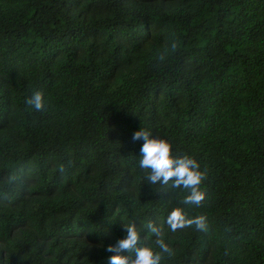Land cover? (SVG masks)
I'll list each match as a JSON object with an SVG mask.
<instances>
[{"label": "trees", "instance_id": "obj_1", "mask_svg": "<svg viewBox=\"0 0 264 264\" xmlns=\"http://www.w3.org/2000/svg\"><path fill=\"white\" fill-rule=\"evenodd\" d=\"M143 128L207 169L208 234L168 229ZM146 220L162 264H264V0H0V264H109Z\"/></svg>", "mask_w": 264, "mask_h": 264}, {"label": "clouds", "instance_id": "obj_2", "mask_svg": "<svg viewBox=\"0 0 264 264\" xmlns=\"http://www.w3.org/2000/svg\"><path fill=\"white\" fill-rule=\"evenodd\" d=\"M178 38L173 35L170 45L166 44L158 53V63L165 62L178 52ZM27 106L37 112L45 109L44 94L35 91L26 101ZM133 142L142 141L139 156V167L145 171V179L152 186L159 184L161 188L183 189L187 194L179 199L166 218L168 229L175 233L186 228L208 234L210 226L207 217L199 215L189 217L183 206L200 207L206 199L202 184L207 178V169H201L200 163L192 156L184 154L175 156L172 143L152 132L141 129L132 136ZM11 179H15L12 177ZM156 190V189H155ZM125 238L119 239L115 245H109L108 252L116 253L109 258V264H162L165 256L175 255L174 249L165 242L163 225H156L151 220L142 221L141 226L132 221L124 223ZM147 231L155 239L151 243H142V232ZM231 231V229H228ZM147 239V237H145ZM127 253L124 255L122 253Z\"/></svg>", "mask_w": 264, "mask_h": 264}]
</instances>
